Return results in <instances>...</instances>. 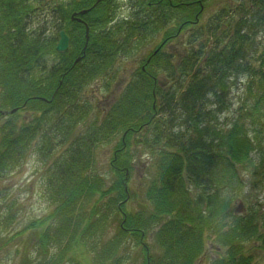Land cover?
I'll use <instances>...</instances> for the list:
<instances>
[{
    "label": "trees",
    "instance_id": "trees-1",
    "mask_svg": "<svg viewBox=\"0 0 264 264\" xmlns=\"http://www.w3.org/2000/svg\"><path fill=\"white\" fill-rule=\"evenodd\" d=\"M58 1L0 0V119L15 109L0 126V181L35 152L49 206L31 222L35 256L17 264H85L81 248L91 263L123 264L119 246L131 241L142 264H158L147 234L159 264H194L206 238L224 251L209 264H264L263 204L244 190L264 187V143L249 133L264 109V0H231L205 18L197 11L210 0ZM48 14L69 36L64 52L55 50V19L30 25ZM129 65L122 89L100 106ZM241 78V102L221 121ZM110 142L101 172L97 151ZM141 154L144 204L126 210Z\"/></svg>",
    "mask_w": 264,
    "mask_h": 264
},
{
    "label": "rangeland",
    "instance_id": "rangeland-1",
    "mask_svg": "<svg viewBox=\"0 0 264 264\" xmlns=\"http://www.w3.org/2000/svg\"><path fill=\"white\" fill-rule=\"evenodd\" d=\"M115 3H120L121 0H113ZM231 0H211L208 4V9L210 11L216 10L220 5L226 4ZM59 4L65 3L64 0L58 1ZM123 10H116V16L125 14ZM51 16V15H50ZM124 16V15H123ZM37 22L34 21L33 25ZM153 41V40H151ZM150 41V42H151ZM156 41V39H154ZM147 43V46L142 49H137L133 55L138 56L140 52H143L151 48L154 44ZM133 66L124 67L120 78L118 81L114 82L112 87L106 92L102 93V97H98V104L100 106H107L114 97L119 93V91L124 86L125 82L128 80V75H130L133 70ZM244 83V78L235 81V85L231 90L230 106L222 114L221 121L223 117L230 118L235 109L239 106L241 98L243 96L242 85ZM27 111H23L20 116L26 118ZM5 117L0 119V126L4 121ZM31 117V115H30ZM227 122V120L225 119ZM222 124V123H221ZM258 132L249 131L250 134L256 136L258 142L264 143V109L262 114L259 116V125L257 126ZM113 142L108 145H103L98 148L97 159H98V169L101 172H106L108 170L107 163L111 157V152L113 149ZM264 156V153H260ZM257 156L258 153H257ZM135 159V157H134ZM146 157L141 154L140 159L136 160L130 177L128 186L131 187L133 192L137 193V196H132L131 200L126 204V210H135L139 205L144 204L143 192L145 184L149 180V169L143 168L146 165ZM46 165L37 158L35 152H30L24 161V163L19 167L10 172L4 180L0 181V188L3 189L0 192V264H17L20 254H28L29 259L35 256L33 242V234L36 232L34 227H31V222L40 219L49 210L48 204L45 202L44 198L41 196L40 188V174ZM245 191L249 192L252 196L251 200L262 203L264 208V187L261 189L255 188L251 189V185L247 184L244 188ZM6 221L2 223L1 221ZM28 227V228H27ZM19 233V234H17ZM17 234V235H16ZM107 235L103 238L106 240ZM144 244H150V250L148 254H153V259L158 261L160 249L153 243L152 236L146 235ZM118 256L122 258L123 264H142L143 255L138 246L135 245L134 241L125 242V245L119 246ZM206 251L201 255V257L196 260L194 264H209L211 260L218 257L224 256V251L221 249H215L216 246L211 242V239L206 238L204 241V249ZM80 254L85 257V264H95L91 263V258L93 257V252L86 248L80 249ZM157 252V253H155ZM124 259V260H123ZM257 258H254L252 263L255 264ZM261 261V257H258Z\"/></svg>",
    "mask_w": 264,
    "mask_h": 264
},
{
    "label": "water",
    "instance_id": "water-1",
    "mask_svg": "<svg viewBox=\"0 0 264 264\" xmlns=\"http://www.w3.org/2000/svg\"><path fill=\"white\" fill-rule=\"evenodd\" d=\"M68 47V37L64 32H60V39L56 45V49L58 51H64L66 50ZM14 110H11V112H13Z\"/></svg>",
    "mask_w": 264,
    "mask_h": 264
},
{
    "label": "flooded vegetation",
    "instance_id": "flooded-vegetation-1",
    "mask_svg": "<svg viewBox=\"0 0 264 264\" xmlns=\"http://www.w3.org/2000/svg\"><path fill=\"white\" fill-rule=\"evenodd\" d=\"M60 2H61V0H60ZM3 7H0V17H2L3 16ZM56 12V11H55ZM54 12V13H55ZM55 19H56V23H57V25L59 26V25H61L62 26V22H61V18L59 17V16H55ZM1 23H2V25L4 24V21H1ZM62 29V27L60 28V30ZM45 73L44 72H42L41 73V75H44ZM43 79H45V76L43 77Z\"/></svg>",
    "mask_w": 264,
    "mask_h": 264
}]
</instances>
